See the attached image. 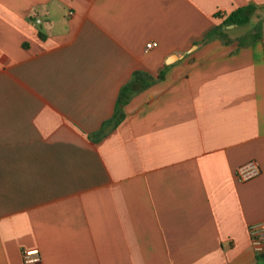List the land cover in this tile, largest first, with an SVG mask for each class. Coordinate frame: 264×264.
<instances>
[{
  "label": "crops",
  "instance_id": "obj_1",
  "mask_svg": "<svg viewBox=\"0 0 264 264\" xmlns=\"http://www.w3.org/2000/svg\"><path fill=\"white\" fill-rule=\"evenodd\" d=\"M260 26L264 0H0V264H264Z\"/></svg>",
  "mask_w": 264,
  "mask_h": 264
},
{
  "label": "built area",
  "instance_id": "obj_2",
  "mask_svg": "<svg viewBox=\"0 0 264 264\" xmlns=\"http://www.w3.org/2000/svg\"><path fill=\"white\" fill-rule=\"evenodd\" d=\"M223 14L219 13V17ZM158 43L156 41H151L146 45V51L157 47ZM261 173V167L259 163L254 160H248L236 169V177L241 182H246L252 180L259 176ZM251 234V244L253 249L258 254H264V224L263 223H254L249 228ZM24 260L26 263H34L40 260L38 250H29L24 253Z\"/></svg>",
  "mask_w": 264,
  "mask_h": 264
},
{
  "label": "trees",
  "instance_id": "obj_3",
  "mask_svg": "<svg viewBox=\"0 0 264 264\" xmlns=\"http://www.w3.org/2000/svg\"><path fill=\"white\" fill-rule=\"evenodd\" d=\"M262 7H257L255 5H246L243 7H239L236 10L232 11L230 14L225 17L223 22L215 27L213 30H211L207 37L211 38L212 36H217L220 39H222L225 43H230L231 39L228 34L227 26L229 25H246L251 21V17L256 13L258 10H262ZM217 16H219V13H217ZM264 34L263 28L260 26L256 28L255 30L251 31L248 35L243 37L241 39V43H250L255 41L256 39H260ZM41 37L44 36L41 34ZM124 94V92H123ZM122 96V95H121ZM122 98V97H121ZM261 256L259 258H264V254H260Z\"/></svg>",
  "mask_w": 264,
  "mask_h": 264
},
{
  "label": "rangeland",
  "instance_id": "obj_4",
  "mask_svg": "<svg viewBox=\"0 0 264 264\" xmlns=\"http://www.w3.org/2000/svg\"><path fill=\"white\" fill-rule=\"evenodd\" d=\"M248 29V26H245L242 30L246 31Z\"/></svg>",
  "mask_w": 264,
  "mask_h": 264
},
{
  "label": "water",
  "instance_id": "obj_5",
  "mask_svg": "<svg viewBox=\"0 0 264 264\" xmlns=\"http://www.w3.org/2000/svg\"><path fill=\"white\" fill-rule=\"evenodd\" d=\"M231 26H233V25H231Z\"/></svg>",
  "mask_w": 264,
  "mask_h": 264
}]
</instances>
